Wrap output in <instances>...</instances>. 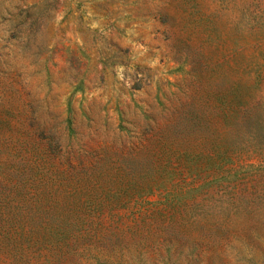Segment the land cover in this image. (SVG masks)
I'll use <instances>...</instances> for the list:
<instances>
[{"label":"rangeland","instance_id":"rangeland-1","mask_svg":"<svg viewBox=\"0 0 264 264\" xmlns=\"http://www.w3.org/2000/svg\"><path fill=\"white\" fill-rule=\"evenodd\" d=\"M0 264H264V0H0Z\"/></svg>","mask_w":264,"mask_h":264}]
</instances>
